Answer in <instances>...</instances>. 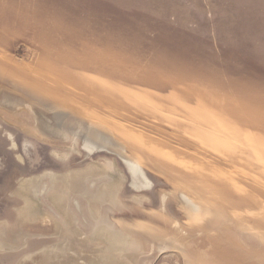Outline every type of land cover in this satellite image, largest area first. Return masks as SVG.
I'll list each match as a JSON object with an SVG mask.
<instances>
[{
  "label": "rangeland",
  "instance_id": "1",
  "mask_svg": "<svg viewBox=\"0 0 264 264\" xmlns=\"http://www.w3.org/2000/svg\"><path fill=\"white\" fill-rule=\"evenodd\" d=\"M0 104V264H264V0H0Z\"/></svg>",
  "mask_w": 264,
  "mask_h": 264
},
{
  "label": "bare ground",
  "instance_id": "2",
  "mask_svg": "<svg viewBox=\"0 0 264 264\" xmlns=\"http://www.w3.org/2000/svg\"><path fill=\"white\" fill-rule=\"evenodd\" d=\"M7 102H11V99L8 98ZM23 104H24V102H23ZM32 106H33V109H35V111H37V113H40L38 111L39 109L37 110V107H39L37 104H34ZM43 110L46 111L44 108H43ZM60 111L66 112V110H64V109H61ZM41 125H43V124H41ZM53 127H54V125H53ZM47 129H45V130H47ZM117 138L118 137H116L114 131L111 128H109L108 126L103 125L101 123L90 121L88 124V132H87V136L85 139V149L90 153L95 152L96 150H100V151H105V152H109V153H113V154L117 155L122 160V162L125 164V166L129 169V171L132 173V175L134 177L139 178L140 180L144 181L145 183L148 182V179L145 176L144 172H142L141 168H139V166L137 165V163H138L137 158L132 156V155H129L128 147L126 146V144L122 143ZM186 204L188 206L192 205V203L188 199H186ZM174 244H172V245H174Z\"/></svg>",
  "mask_w": 264,
  "mask_h": 264
}]
</instances>
